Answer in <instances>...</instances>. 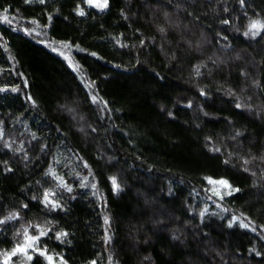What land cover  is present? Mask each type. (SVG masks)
I'll return each instance as SVG.
<instances>
[{"label": "trees", "instance_id": "16d2710c", "mask_svg": "<svg viewBox=\"0 0 264 264\" xmlns=\"http://www.w3.org/2000/svg\"><path fill=\"white\" fill-rule=\"evenodd\" d=\"M0 13V264H264V0Z\"/></svg>", "mask_w": 264, "mask_h": 264}, {"label": "rangeland", "instance_id": "374dc122", "mask_svg": "<svg viewBox=\"0 0 264 264\" xmlns=\"http://www.w3.org/2000/svg\"><path fill=\"white\" fill-rule=\"evenodd\" d=\"M86 2L89 5L97 8V9L102 10L105 8V7L100 6V5H103L104 0H92L91 3H89L88 0H86ZM6 19H8L6 17V15H3L2 13H0V22L6 21ZM28 30L30 32H32L33 34L37 35V37L39 38L41 43L46 45L49 49H51L55 53L59 54L71 67H73L74 69L77 70V66L73 60V52L75 51V48L71 47L70 45H68L66 43L50 42V41L46 40V38H44L43 34H40V32L38 31V28H36L34 26V24H32L31 27L29 26ZM215 187L216 188L222 187V183L216 182ZM215 191L218 192L217 190H215ZM106 221H107V218L104 215L105 227L107 228V222Z\"/></svg>", "mask_w": 264, "mask_h": 264}, {"label": "snow or ice", "instance_id": "6c2138e0", "mask_svg": "<svg viewBox=\"0 0 264 264\" xmlns=\"http://www.w3.org/2000/svg\"><path fill=\"white\" fill-rule=\"evenodd\" d=\"M88 2L89 3H91L92 2V0H88ZM107 2H108V0H104V3H103V5H100L101 7H106L107 6ZM81 14H83V13H81ZM257 27V25L256 24H253L252 25V28H256ZM113 183H114V186H115V181H113ZM107 222V221H106ZM244 227H246V225H243ZM41 235H43V233H41ZM22 250V249H21Z\"/></svg>", "mask_w": 264, "mask_h": 264}]
</instances>
